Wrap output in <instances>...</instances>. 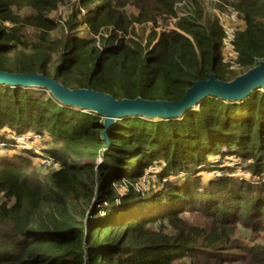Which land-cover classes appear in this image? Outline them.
Returning <instances> with one entry per match:
<instances>
[{"label":"trees","instance_id":"obj_1","mask_svg":"<svg viewBox=\"0 0 264 264\" xmlns=\"http://www.w3.org/2000/svg\"><path fill=\"white\" fill-rule=\"evenodd\" d=\"M183 1L0 0V70L179 101L264 60V0H222L243 21L240 72L223 62L218 18L194 0L179 15ZM106 130L50 91L0 84V264H264V87ZM25 134L41 153L18 144Z\"/></svg>","mask_w":264,"mask_h":264},{"label":"water","instance_id":"obj_2","mask_svg":"<svg viewBox=\"0 0 264 264\" xmlns=\"http://www.w3.org/2000/svg\"><path fill=\"white\" fill-rule=\"evenodd\" d=\"M0 84L42 88L50 91L56 99L64 104L89 109L102 115L107 128L105 138L109 140L111 129L118 120L124 117L143 116L169 119L183 115L207 96L238 101L255 90H262L264 87V60L229 81L222 80L215 73H211L208 79L196 81L179 101L142 97L119 99L91 87L69 88L56 78L42 73H12L0 70Z\"/></svg>","mask_w":264,"mask_h":264},{"label":"built area","instance_id":"obj_3","mask_svg":"<svg viewBox=\"0 0 264 264\" xmlns=\"http://www.w3.org/2000/svg\"><path fill=\"white\" fill-rule=\"evenodd\" d=\"M240 19L241 18L238 11L234 8L230 9L226 13H218V20L224 33L222 39L223 62L228 64L230 68L235 71L241 70V65L238 62L239 53L236 48L237 32L240 29L239 26L242 23V20ZM31 136L32 135L18 136L16 139L20 146L28 149H34L36 152L41 153V151L38 148H35L33 144L31 145L33 142ZM30 140L32 142H30ZM230 159L232 160L234 158L231 156ZM40 163L44 167H49L55 163V160L49 155H45L41 159ZM154 169L155 167L151 168V170Z\"/></svg>","mask_w":264,"mask_h":264},{"label":"rangeland","instance_id":"obj_4","mask_svg":"<svg viewBox=\"0 0 264 264\" xmlns=\"http://www.w3.org/2000/svg\"><path fill=\"white\" fill-rule=\"evenodd\" d=\"M190 1V0H189ZM196 1L197 3L199 2L198 5L201 6V8L204 10V12L208 15H211V16H215L218 18V13H226L228 12L230 9H232L233 7L232 6H228V5H224V3L222 2V0H194ZM185 3H188V0L186 1H183V2H180L178 5H177V8H178V13L179 15H183V16H186L187 14L190 13V9L189 7L187 6V9L188 10H184L186 8V4ZM71 6L70 3L60 7V10L57 12L56 14V17H59L60 15H64L65 14V11ZM193 6V5H192ZM242 20V19H240ZM242 24H243V21L241 23V25L239 26L240 28L242 27ZM151 25H153L152 23L149 24V26L151 27ZM174 28H177V26L175 25V18L169 20V22H166L165 24H163L162 26H158V27H154L152 28L153 31H156L157 33L160 32L162 29H166V30H169V29H174ZM80 30H83L82 27L79 28V31ZM241 71V70H240ZM240 71H237V72H240ZM27 134L23 135V136H26ZM41 141V138L39 137H35V144H34V141L32 142L30 140L31 145H37L38 143H40ZM212 158V161H217L218 160V156H215V157H211ZM75 160L79 163H82L83 162V159L81 158H75ZM41 162V161H40ZM39 161L38 163L41 164ZM228 163V164H227ZM226 165H233V162H225ZM213 171L214 172V175L217 176V175H220L221 174V169H222V165L219 167V166H216L215 164H213ZM44 167V166H43ZM45 168V167H44ZM241 173H245L246 175H248V170L247 169H240ZM207 173L208 172H211V171H206ZM206 173V174H207ZM208 175V174H207Z\"/></svg>","mask_w":264,"mask_h":264}]
</instances>
